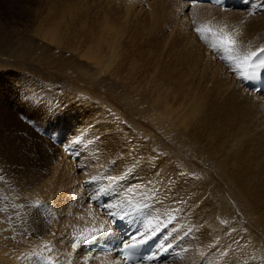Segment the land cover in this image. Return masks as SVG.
<instances>
[{
  "label": "bare ground",
  "instance_id": "obj_1",
  "mask_svg": "<svg viewBox=\"0 0 264 264\" xmlns=\"http://www.w3.org/2000/svg\"><path fill=\"white\" fill-rule=\"evenodd\" d=\"M121 1L122 6L127 4H124V0ZM245 1L248 3L246 8L223 11L208 5H194V7L188 8L187 4L180 0H130L131 4H129L128 10L136 9L137 12L135 10L133 11L134 14L127 12L123 17L121 16L122 20L117 23L114 22L115 20L108 19V16H102V9L101 14H95L91 11L92 8L97 7L98 1L95 0H79V6L80 4L86 6L85 13L81 12L79 8L67 9L66 7L65 10H60L61 8L59 9L57 6L55 8V5H51V3L50 7L47 5L48 9L41 10V23L44 26L47 25L49 30L51 29L49 31V34L52 33L50 35L51 42L61 44L65 49H73L71 48L73 44L76 49L81 47V57L90 63L99 65L102 70L115 66L111 74L107 73L112 76L109 78H116V81L117 78L121 81H127L134 89L144 88L145 96L143 95L144 98H142L150 111L147 113V120L142 123L144 124L143 128H146L148 132L144 129V141H137L135 145H133V141L131 144H118L121 148L117 149L121 152H116L117 155L124 154L130 148L135 149V151L132 149L133 152H131L134 155L125 153L121 156V160L120 157H117L120 164L124 166V168L118 169L117 173L131 172L137 179L139 194L132 197V201L131 198L128 199L131 201L130 203H126L128 207L130 206L127 210L129 211L126 218L127 222L136 223L137 219L140 218L138 213L143 212L145 220L140 232L146 236H152L166 223L167 229L164 232L162 243L166 242L169 237L170 241L174 243L166 242L168 249L172 252L169 260L163 264L169 261L176 264H259L261 254L264 256V99L255 93L246 92L243 88V76L247 65L242 62V59H237L236 64V67L239 68V63H241V76L239 78L232 71H227L224 66L216 63L213 56L197 42L198 39L193 37L190 32L192 20L197 23L200 21L219 23L222 15L239 22L246 20L253 27L250 32L252 38L237 37V55L242 58L258 51L264 47V23L258 21L259 18L257 17L260 15L255 13L264 11V0ZM141 2L145 3L149 9H147L148 17L146 20L138 16L139 11L144 9V6L141 4L138 7L132 6L134 3L139 4ZM51 8H54V11H51ZM67 10H69L68 13ZM121 10L125 12L124 9ZM245 13L253 15L246 19ZM262 16L260 18L264 19V14ZM71 20L73 21L71 22ZM226 20L224 21L227 24L229 23L228 20L231 21L227 18ZM224 21H221L222 25ZM237 21H233V24ZM59 24L63 27L62 29L68 31L65 30L63 34H58L61 32L57 26ZM214 25L217 26L216 23ZM238 26L235 25L236 28L233 27L232 32H236L234 30ZM153 30L163 32L162 35L166 37V41L176 40L181 47L179 53L174 47H168L166 43L165 45L163 38L162 41L159 40L156 37L159 34L155 36L154 33H151ZM38 32L41 33V28ZM226 32L228 31L226 30ZM182 48L189 50L190 56L196 53V62L192 66L189 59L184 60L183 67L185 66L186 71H188L186 77L188 81L187 83L182 82L181 85V81H178L179 79L177 80L176 75L172 72L173 68L170 65L165 66L164 54L174 55L181 59L184 58ZM227 68L233 69L232 67ZM177 84L180 86L177 87ZM172 86L173 88H171ZM220 88L223 90L221 91ZM134 89L133 91H136ZM167 91L169 94H165ZM137 93L140 94L141 92ZM208 94L213 103L204 107L202 105H205L203 104L205 102L201 104L200 99L202 100V95L209 98ZM179 100L184 102L183 106L187 109L185 115H182L180 111L182 105H179ZM113 103L110 101L109 106L113 107ZM202 107L206 110L203 111ZM200 112L204 116L200 115ZM85 120L87 118L83 119V121ZM83 121L76 123L72 118H65L63 122H59V126L63 123L69 126L64 133L69 135V139L71 135L73 141L67 145H74L72 148L75 146L79 148L80 146V149L85 151L86 149L83 147L90 146L91 148L93 146L92 143V146L87 144L89 143L88 140L95 139L99 129L89 127V120L88 122ZM173 132L176 133L173 140H177V137L180 140L183 137L187 143L195 147H187V152L197 150L196 152L202 161L212 166L213 170L206 174L209 176V182L204 180L198 182L197 179L189 178L188 175L195 174L192 171L191 173L185 171L184 175H181L182 172H176L175 167L170 166V164L167 165L169 157L166 159L154 151L157 150L155 147H158L155 146V143L166 142L165 139H171L169 134ZM113 145L117 146L115 143ZM167 146L170 144L167 143ZM104 147L106 148V146ZM122 148L126 150L124 151ZM167 152L168 154L171 153ZM71 154L73 153L71 152ZM69 155L70 152L65 154L61 151L62 160L56 161L57 164L54 168L56 179L53 178L52 184L45 181L36 183V185L38 184L36 190L45 189L47 191L45 193L58 199V203L65 200L63 206L61 205L64 211L59 209L64 215L62 218L60 216L56 225H50L51 231L49 233H47V229H43L44 232L42 233H36V220L32 218L30 221L31 213L27 217L23 213L21 215V207L15 206L14 196L9 200H2L4 206L0 208V217L2 218L0 225V264H39L29 257L33 252L37 257L38 251L44 253L46 258L60 257L63 264H121L114 255L97 254L89 251L90 244L111 233L106 219L113 207V201L95 207L96 209L88 204H83L84 200L89 198L87 195L90 193L80 187L84 173L79 175L76 170L82 166L80 165L76 169L74 161H69V157H71ZM85 155L81 156L83 160L86 158ZM85 164L87 168L90 165L87 161ZM93 166L98 167V164ZM198 166L201 167V165ZM196 173L202 176V171ZM128 177L130 178V176ZM100 178L108 185L110 184L109 186L113 191H116V188L111 185L117 186V179L111 180L107 176ZM211 185L212 189L206 192ZM128 191L131 192V190ZM197 192L198 194L195 195ZM126 193L124 195H127ZM218 193L224 200L226 197L228 201H231V198L234 199L235 202L232 201L235 204H233L236 208L239 206L241 211H244L245 217L249 214L253 215H250L248 220L251 224L247 221V224L250 225V227L247 225L250 230L249 233L246 228L240 227L241 225L237 226V223H223L218 214V209L213 206L216 200L211 197ZM137 196H141V198L137 199ZM29 197H32V194ZM40 198L42 199V197ZM123 198L125 199V197ZM223 199L218 198L227 207ZM104 200L108 201L109 198L105 197ZM49 206L52 207L50 204ZM133 209L134 212H132ZM161 210H166V212L172 210V212L165 215L164 213L160 214ZM59 213H57L58 217ZM4 217L9 218V221H4ZM20 219H24L23 225H21ZM170 219H174V222H171ZM9 226H16L15 236H12L13 233ZM20 231L23 232V236L19 234ZM28 234L29 236H27ZM31 234H33L34 239ZM39 237L41 238L38 239ZM175 243L177 244L176 247ZM73 244L76 246L73 247ZM183 244L192 245V247L187 250L186 245ZM39 245L42 247H38ZM52 260L43 261L61 264L57 262L60 260L55 257Z\"/></svg>",
  "mask_w": 264,
  "mask_h": 264
},
{
  "label": "rangeland",
  "instance_id": "obj_2",
  "mask_svg": "<svg viewBox=\"0 0 264 264\" xmlns=\"http://www.w3.org/2000/svg\"><path fill=\"white\" fill-rule=\"evenodd\" d=\"M72 1L73 0H0V208L4 206L2 200H9V198L14 196L13 198L15 200V206L18 208L19 206L21 207V215L24 214V216L27 217L29 213H31L29 217L30 221L32 218L36 220V233L44 232L43 229H47V233H49V231H51L50 225H56L60 220V216L62 218V215H64L62 213L64 209L61 207V205L63 206L65 200L62 202L59 201L58 203V199L47 195V193H45V189H41V191L36 190L38 187V184L36 185L37 182L45 181L48 184H52L54 182L53 178L56 179L54 168L57 162L62 160L60 156L61 151H65L63 150V147H66L70 150L69 156L71 157H69V161H74L73 163L76 165V169L78 166H82V168H78L76 170L79 175L84 173L82 177L83 179L80 182V187L85 189L86 192L90 193L87 195L89 198L84 200V205L88 204L95 208L104 203H112L113 201V207L115 205L117 208H119L123 204L122 209L128 210L130 206L128 207L127 204L133 200L132 197L139 194V191L137 190V179L134 174L124 171L117 173L118 169L124 168V166L120 164L121 156L127 152L132 154L131 152H133V150L135 151V149L130 148V150L133 149L130 151L122 148L124 151L126 150L125 153L122 155H117V153L121 152L117 148H121L118 146V144H131V141H133V145H135L137 144V141H144L145 139L143 132L144 129L146 130V128H143L144 124L142 122L147 120L146 117L147 113L150 111V108L144 104V88L140 87L141 89H134L128 84L127 81H121L118 78L116 81V78H109L111 75L108 74H111L115 66H112L110 69L102 70L99 65L94 64L93 62L90 63V61H87L84 59V57H81V47L76 49L74 48L73 44L71 46L73 49H65L61 44L58 45L57 43L50 41V35L52 33L49 34V31L51 29L49 30L47 25L44 26V24L41 23V10L48 9V6L50 7L51 5H55V8L57 6L59 9L61 8L60 10H65L66 7L67 9L79 8L81 9V12L85 13V10H87L86 6H81V4L79 6V0H75L73 3ZM95 1H98L96 4L97 7L92 8L91 11H93L95 14L102 13V16H108L107 18L112 21L115 20V23L121 21V16L123 17L127 12L134 14L133 11H136V9L128 10L130 8L129 4H131V2H129L130 0H124V4H128L125 6H122L123 4L121 0ZM106 4L108 5L106 6ZM140 4L144 6V9L139 11L138 16H141L146 20L148 17V6L143 2L139 4L134 3L132 6L138 7ZM113 7L114 9H112ZM121 9H124L125 12ZM106 10L110 11L107 13ZM51 11H54V8H51ZM68 11L69 10H67V13ZM100 11L102 12L100 13ZM261 13L264 14V11L255 14L260 15L257 17L259 18L258 21L264 23V19L260 18L263 17V14ZM245 14L246 19L253 15L250 13L249 15L247 13ZM144 15L146 16L144 17ZM223 16L224 15L220 17L219 23L214 21H205L206 23L204 21H200L197 23L195 20H192V28L190 32L193 37L198 39L197 42L204 46L206 51L213 56V60L216 63L224 66L227 71H232L236 77L239 76L240 78L241 63L238 62L239 68L236 67L237 57H239L237 55V37H246L251 39L252 34H250V32L253 30V27L249 21L242 20L239 22L236 19H232L231 17L229 18L228 16ZM226 18L231 19L232 22L228 20L229 23L227 24ZM72 21L73 20H71V22ZM221 21H224L223 25ZM233 21H237L238 23L234 22L235 24H233ZM213 22L214 24L216 23V27ZM206 24H209L210 26ZM237 24L241 26H238ZM235 25L238 26V30L236 29L234 30L236 32H232ZM57 26L59 31H61L58 32V34H63L65 30L68 31L67 29H62L63 27L61 24ZM39 27L41 28L40 34L38 32L40 29ZM197 28L204 30L203 38H201L200 33L196 31ZM226 30L228 31L226 33H229L232 39L236 41L235 47L228 53V58L225 57L227 51H225L224 48L214 49L212 47L213 43L223 38ZM230 30L231 32H229ZM54 31L56 32V29ZM151 33H154L155 36L159 34L156 36L159 40L163 38L162 40L164 44L166 43L168 47H174L179 53L181 47L179 43L176 42V40L174 41L172 39L166 41V37L162 35L163 32L160 30H153ZM70 36L72 37V35ZM69 40L70 39L68 38V41ZM183 50L182 56L184 58L181 59L174 55L164 54V62H166L165 66L170 65L173 68L172 72L176 75L177 80L179 79L178 81H181V85L182 82L187 83L188 81L186 78L188 76V71H186L185 66L183 67L184 60L187 61V59H189L192 66H194V63L196 62V53H193L192 56H190L191 54L189 50ZM142 51L144 52V49ZM227 67H232L233 69L229 70ZM212 80L215 81L214 79ZM178 86H180V84H177V87ZM171 88H173V86ZM133 89L136 91H133ZM220 90L222 91L223 88H220ZM137 92L141 93L138 94ZM165 94H169V92L167 91ZM208 96L210 100L204 95L201 97L202 100L200 99L201 104L205 102L203 103L205 105H202L204 107H207L208 104L213 103L209 94ZM181 100H179V105H182L180 111L182 115H185L187 109L184 108V102ZM110 101L114 102V108L109 106ZM204 107H202L203 111L206 110ZM201 114L204 116L203 113L200 112V115ZM65 118H72L76 123H81L84 118H87V120L83 122H88L89 120V127L99 129L95 139H92L93 141L88 140V145H91V143L93 144V146L91 145V148L90 146H87L86 148L82 146L84 149H86L83 151L80 149V146L79 148H77L78 146L72 148L74 145H67L73 141L71 139V135L69 139V135L64 133L66 129L69 128V126L65 125V123L59 126V122H63ZM70 132L73 133L71 130ZM50 136H54L56 140L60 141V145H56L57 142L54 141V139L50 141ZM175 136L176 133L173 132L172 134H169V138L171 139H165L166 142L160 141L157 144L155 143V146L158 147H155L157 150L154 151H156L159 155H163L166 157V159L169 157L167 165L170 164V166L175 167L176 172L180 171L183 173L181 175H184L185 171L190 173L192 171V173L195 174L188 175L189 178L197 179L199 180L198 182H202L203 180L209 182V176H206V174L210 170H213L212 166L207 165L202 161L200 155L196 152L197 150L187 152L189 147H195L187 143V140L185 141L183 137H181L180 140L177 137V140L180 141H178V143L177 140H173ZM114 143L117 145L116 147L113 145ZM167 143L170 144V146H167ZM104 146H106V148ZM167 148L170 149L167 150ZM167 151L171 153L168 154ZM71 152L73 154H71ZM78 152L83 155L86 154V158L84 160L90 163L88 168L82 158L83 155L79 154ZM64 153L67 154L68 150H66ZM117 157H120V160ZM97 164L98 167L93 166ZM198 165H201V167ZM199 171H202V176L196 173ZM101 176H107L111 180L117 179L118 185H111L112 187L116 188V191L111 189L109 186L110 184L108 185L106 182L102 181L100 178ZM128 176H130V178ZM132 180H135V182H132ZM105 189H107L106 192L104 191ZM210 189H212V185L207 189L206 192H209ZM121 190L124 191L121 192ZM128 190H131V192ZM126 192H130L133 195ZM198 192L195 193V195L198 194ZM124 193L127 195H124ZM31 194L32 197H29ZM128 194L131 195V197H129ZM40 197H42L45 204ZM48 197L50 198L48 199ZM103 197H107L109 200L105 201ZM119 197L122 198L120 199ZM123 197H125V199ZM211 197L216 200V203L218 202L217 204L214 203L213 206L218 209V214L224 224H227L228 222L237 223V226L241 225L240 227H244L248 233L250 232V230L247 228L248 226L250 227V225L247 224V221L250 219V215L253 216L252 214H249V216L247 215L245 217L243 215L244 211H241L239 206L236 208L234 205L235 200L232 198L231 201H228L226 197V201L219 193ZM130 198L131 201L128 200ZM140 198L141 196H137V199ZM218 198H220V200L223 199L227 207L223 205L220 200H218ZM122 199L124 200L123 202ZM232 200H234V202ZM48 203L52 207H50ZM59 209L62 212H60ZM171 212L172 210L167 212L166 210H161L160 214L164 213L167 215ZM57 213H59V217L57 216ZM6 218L7 217H4L3 220L9 221V218H7V220ZM20 220L21 225H23L24 219ZM1 221L2 218L0 217V225ZM170 221L174 222V219H170ZM249 223L251 224V222ZM164 225L167 226L166 223H164ZM252 227H254V224H252ZM9 229L13 233L12 236H15L14 234L16 226H9ZM19 234L23 236L22 231H20ZM32 235L33 234H31V237L34 239V236ZM27 236H29V234ZM166 242H164L166 245H168L167 243H174L173 241ZM200 245H202V243H200ZM176 246L177 244L175 243V247ZM38 247L42 246L39 245ZM191 247L192 245H186L187 250L191 249ZM33 255L34 252L29 256L30 259L36 260V262L39 264L49 263V261L44 262L43 260L49 259L50 261H53L52 259H54V257L60 260L57 262L63 264L61 258H58L57 256L46 258V255L44 253H40V251H38L37 257H35L36 255L33 257ZM58 256H61V254H58ZM261 256L262 257L259 260V264H264L263 254H261ZM169 262L166 264H176L172 261Z\"/></svg>",
  "mask_w": 264,
  "mask_h": 264
},
{
  "label": "snow or ice",
  "instance_id": "obj_3",
  "mask_svg": "<svg viewBox=\"0 0 264 264\" xmlns=\"http://www.w3.org/2000/svg\"><path fill=\"white\" fill-rule=\"evenodd\" d=\"M196 31L198 33H200L201 38L204 37V30L203 29L197 28ZM235 44H236V41L234 39H232L231 35L229 33H224L223 38H221L217 42L213 43L212 47L214 49L215 48H224L225 51H231L235 47ZM260 55H264V48L259 49L258 52H252L249 55H246L242 58L237 57V59H242V62L245 65H247L248 67L254 68L256 65H255V61L253 60V58H258ZM260 63L264 64V60H261ZM244 75L246 77L249 75H255V72L253 71L251 74H249L248 72H245ZM105 210L107 211V209H105ZM135 240H136V237L134 235L133 236L134 243L124 245L123 251L125 252V255H127V249L135 246ZM75 246L76 245L73 244V247H75Z\"/></svg>",
  "mask_w": 264,
  "mask_h": 264
}]
</instances>
